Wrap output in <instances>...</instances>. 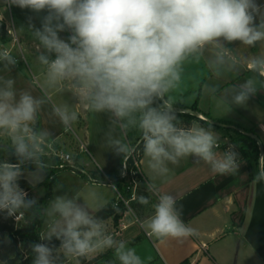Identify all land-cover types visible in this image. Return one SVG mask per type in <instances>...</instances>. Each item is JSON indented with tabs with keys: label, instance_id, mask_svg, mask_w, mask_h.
Wrapping results in <instances>:
<instances>
[{
	"label": "clouds",
	"instance_id": "obj_1",
	"mask_svg": "<svg viewBox=\"0 0 264 264\" xmlns=\"http://www.w3.org/2000/svg\"><path fill=\"white\" fill-rule=\"evenodd\" d=\"M8 7L45 12L40 28L33 35L45 49L38 56L46 66L44 86L67 83L80 104L95 113H111L127 130L137 127L142 135L148 167L167 176L165 161L173 164L179 158L193 156L211 165L219 175L235 173L237 153L216 151L219 147L213 132L200 126L179 128L170 105L153 106L164 101L166 94L181 80L183 64L190 57L200 59L205 46H219L221 40L239 41L252 46L264 40V4L258 0H6ZM30 27H33L31 24ZM61 33H68L62 38ZM228 50L216 53V63L223 64ZM55 54L54 59L50 56ZM10 64L15 60L8 51L2 53ZM234 60V58H233ZM246 67L264 76V58L249 60ZM13 80L0 87V134H6L18 163L0 161V211L12 215L34 201L19 186L20 165L35 161L40 155L47 133L36 132L33 125L41 99L30 93H17ZM236 104L245 103L257 91L252 79L237 85ZM54 112L68 126L77 120V112L67 105ZM118 153L126 156L132 149L117 140ZM262 170L255 180L264 179ZM149 191L158 196L154 214L143 222L146 234L158 240L184 238L193 229L180 218L176 200L171 194H159L156 186ZM147 204L146 197L139 198ZM59 220L50 230L61 240L65 254L87 256L114 248L121 264H144L135 248L106 235L103 222L90 215L74 198L56 197L49 215ZM33 264H53V248L47 244L32 246Z\"/></svg>",
	"mask_w": 264,
	"mask_h": 264
},
{
	"label": "crops",
	"instance_id": "obj_2",
	"mask_svg": "<svg viewBox=\"0 0 264 264\" xmlns=\"http://www.w3.org/2000/svg\"><path fill=\"white\" fill-rule=\"evenodd\" d=\"M6 6V0H0V10ZM16 15L19 20L15 33L17 40L7 43L0 41V56L4 50H8L16 62L10 64L0 58V87L5 86L4 81L11 79L17 98L20 92L25 91L34 98L43 100L34 124L37 125L38 133H47L43 150L61 146V151L67 153L65 147L71 138L76 141L73 132L77 135V131H87L84 123L89 110L80 104L66 82L56 87L44 86L45 67L39 62L38 56L44 53L45 49L33 35V31L41 27L46 13H34L29 9L17 7ZM30 24L33 27H30ZM67 35L68 33H61L62 38ZM223 49L228 50L225 62L216 63V53ZM22 55L27 59V68L23 65ZM54 58L55 54L50 56V59ZM253 58H264V40L252 46L239 41L221 40L219 46L211 45L200 54V59L209 73L199 82L198 88L192 90L191 104L183 103L184 93L177 89L166 94L164 99L170 106L183 111L182 107L190 108L199 97L200 113H197V116L205 119V115H208L227 125L216 131L209 130L220 145L227 142L232 135V132L227 131L228 126L253 129L264 153V76L247 69V62ZM249 79L254 81L257 91L245 103L236 104L234 96L239 91L237 85H243ZM65 88L70 94L61 95L59 91ZM213 99L218 102H213ZM65 105L69 111H76L78 117L68 126H65L54 112L55 108ZM95 116L96 135L95 139L90 141L91 163L94 165H82L78 164L79 161L71 160L77 169L89 177H99L100 182L86 183L106 185L113 189L108 181L116 174L119 158L125 155L116 151L117 146L113 142L119 140L132 149L142 135L137 127H132L129 135H125V140L122 121L111 113H96ZM193 126L203 127L198 123ZM4 135L6 134H0ZM80 141L82 140L78 137L77 142ZM82 145L78 144V150H81ZM216 151L220 154L226 152L222 147ZM260 158L258 160L251 154L237 161L235 173L219 175L212 171L211 165L188 156L179 158L175 164L165 161L169 172L167 176H160L148 167V158L143 153L139 159L140 170L148 184H154L159 194L174 196L180 218L193 229V234L165 240L148 237L142 224L154 214L153 205L158 202L157 194L151 192L153 203L139 213L129 207L111 236L113 235L116 241H124L126 248H135L144 264H264V179L258 182L255 180L262 170ZM248 161L252 166V178ZM47 173L43 167L21 170L18 180H26L33 186L31 195L36 199L43 196L42 182ZM38 190L42 191L35 195ZM113 192L115 197L114 189ZM114 197L103 202L100 196L92 195L87 201L89 204L83 205L92 215L97 211V207L100 209L113 201ZM45 222L46 214L41 230L43 236L51 234L46 232ZM105 223L111 224L112 220L109 219ZM114 256L118 264H121L115 255V249Z\"/></svg>",
	"mask_w": 264,
	"mask_h": 264
},
{
	"label": "trees",
	"instance_id": "obj_3",
	"mask_svg": "<svg viewBox=\"0 0 264 264\" xmlns=\"http://www.w3.org/2000/svg\"><path fill=\"white\" fill-rule=\"evenodd\" d=\"M12 33L7 26L6 21L0 19V41L3 43L12 41ZM264 78V77H262ZM199 97L196 98L195 102L190 108H185L181 112H174L176 119L173 123L179 128H191L193 124L198 123L207 130L216 131L221 129V126L213 123L216 121L210 116L205 115V119L198 117L194 113H200L198 107ZM163 105L162 101H157L153 106ZM189 110L194 113L188 112ZM34 130L37 132V125L33 126ZM130 126L125 130L126 134L129 135ZM242 129V128H241ZM239 130V127H229L228 132H232L228 141L221 144V147L226 152L234 151L237 153L236 162L242 160L246 157H249L251 154L256 156V159L259 160L261 153L264 156L263 148L260 143H258L253 137L249 134H255L253 129H243ZM139 144L136 146L135 152H139L140 156L144 153V145L142 141V136L139 140ZM13 147H10L6 143L0 141V161L7 160L12 163H18L17 157L13 155ZM126 155H123L119 158L116 166V174L113 175L110 180L114 181L118 187L121 189L125 197L130 196V192L126 191L124 184L125 180L120 179V172L122 168V161ZM129 164L131 167H134L133 157L130 156ZM250 176L252 178V166L250 161H248ZM38 167H43L47 170V175L44 178L42 185H44L46 192L45 195L39 198H33L31 191L33 186L26 180H18L19 186L27 193V199H30L33 204L27 208H20L16 210L12 215H8L6 211H0V262L4 264H33L36 253L33 251L32 246L35 244H47L49 247L53 248L54 252L61 248V240L57 239L55 236H52V239L49 240L47 236L42 235V226L45 219L46 209L53 199V187L57 181L56 176L59 172L64 169H71L80 173L83 177L91 181L92 177H89L79 169L70 165L69 163L63 161L58 156H47L40 155L39 165L35 161H25L20 165L21 170H35ZM138 185L136 189V198L130 201L129 205L137 213L148 208L150 204L153 203L152 193L149 191L148 182L145 179L142 172L137 173ZM93 178L99 179V177L93 176ZM103 180V179H101ZM144 196L148 199L147 204H141L139 198ZM128 210V207L124 203L119 202L118 205L114 204V201L108 202L98 209L92 216L102 221L103 224L109 219L112 220V225L117 227L119 221L123 218L124 213ZM17 214H22V220L16 221L15 216ZM113 237V235H112ZM114 238V237H113ZM62 249V248H61ZM52 255V259H53ZM79 261L83 264H98L99 262L105 264H118L114 256V248H107L104 252L99 253L97 256L88 260L85 256L77 257ZM66 260V257L61 255L53 259V264H63Z\"/></svg>",
	"mask_w": 264,
	"mask_h": 264
},
{
	"label": "rangeland",
	"instance_id": "obj_4",
	"mask_svg": "<svg viewBox=\"0 0 264 264\" xmlns=\"http://www.w3.org/2000/svg\"><path fill=\"white\" fill-rule=\"evenodd\" d=\"M261 2H264V0H258V3H261ZM16 10H17V7H15V6H12V7L6 6L4 8L2 7V9L0 10V19H3L4 21H6L7 26L9 27V29L12 33V37H13L12 42H13L15 33H17V30L19 27V20H18L17 15H16ZM210 46L211 45H207V46H205L204 49L209 48ZM53 55L54 54H52V56ZM21 58H22L23 65L27 68V66H28L27 62H26L27 59L25 60V57H23V55L21 56ZM44 67H45L44 71L46 72V66H44ZM208 73H209V70L206 68V65L204 63H202L201 59H199V61L197 62L195 57H190L187 61L184 62L183 71L181 72V80L175 88L177 90H181V92L184 93L183 103L188 104V105L191 104V102H192L191 98H193L192 90L198 88L199 82L201 80H203L207 76ZM59 92L61 95L70 94V91L66 88L59 91ZM216 100L213 99L212 101L214 102ZM217 102L218 101H216V103ZM95 114H96L95 112H92L90 110L87 111V117H86L85 123H84L87 131H85V132H81V131L78 132L77 131V135L74 134V132H73V135L75 136L76 141L74 138H71L68 146L65 147V150H67L66 152L71 156V159L73 161H79L78 164L85 165L87 163L88 165L89 164L94 165V163H91L92 156H91L90 141H93L95 139V135H96L95 130L97 128H96L95 122H97V121H96ZM125 135H126V132L123 129V138L126 140ZM78 137L82 141L77 142ZM129 139H130V136H129ZM0 141L3 143H6L10 147H12L10 138L7 135L0 136ZM81 142L83 145L81 144ZM78 144L82 145L81 150L80 149L78 150ZM61 148H63V147L60 146L58 148H53L52 150H49V149L43 150L42 154L47 155V156H55L53 152L54 151H60ZM75 168H77V167L75 166ZM56 179H57V181L53 187V199L49 203V205L46 209V212H45V214H46V222H45L46 223V232H50L51 228L55 225L56 221L59 220L58 214L49 215L51 203L56 197L64 196L67 198H74L77 200L78 203H80L82 205L83 204H89V202H87V201H89V196H92V195L100 196V198H102V200H104L103 202H107V200L114 197L113 189L110 186L107 187L106 185L105 186H101V185L99 186V185H93L91 183L90 184L86 183V182H90V181L88 179H86L85 177H83L80 173H78L74 170H71V169L62 170L61 172H59L57 174ZM86 180H88V181H86ZM84 181H85V183H84ZM85 184H87V185H85ZM41 189H43V191H44L43 195H45L46 189H45L44 185H42ZM41 191L42 190L36 191L35 195L40 194ZM98 208L99 207H97L96 210H98ZM15 219H16V221H21L22 217H18V218L15 217ZM103 225H104V231H105L106 235H111L112 233H115V231L117 230V227H114L112 225V223L111 224L110 223L109 224L104 223ZM105 250L106 249H104L101 252L89 254L85 257H86V259L90 260L93 257L97 256L99 253L104 252ZM61 255L66 257V260L63 264H83L79 261V259L76 256L65 254L64 250L61 248L54 252L53 259H55ZM0 264H4V263L0 262ZM98 264H105V263L99 262Z\"/></svg>",
	"mask_w": 264,
	"mask_h": 264
},
{
	"label": "built area",
	"instance_id": "obj_5",
	"mask_svg": "<svg viewBox=\"0 0 264 264\" xmlns=\"http://www.w3.org/2000/svg\"><path fill=\"white\" fill-rule=\"evenodd\" d=\"M13 40L14 41L17 40L16 36H14ZM4 51H8V50H4ZM139 142L140 141H138L136 143V145L132 148L131 154L124 157V159L122 161L121 172H120V179L125 180L124 187H125L126 191L130 192V196L125 197L123 192L121 191V189L118 187V185L114 181H112V180L108 181V183L113 187V189L115 191V197L113 199L115 205H118L119 202H122V203H124V205H126L129 208L130 207V205H129L130 201L134 200L137 196V194H136V189H137V185H138L137 173L138 172L141 173V170H140L139 152H135V150H136V146L139 144ZM218 145H219L218 148H220L221 145L219 143H218ZM53 153L55 156H58L63 161H65V162H67L70 165L75 167V165L71 161V156L68 153H64L61 150L60 151H54ZM130 156L133 157L134 167L133 166L131 167L130 165H128L129 164L128 159ZM91 181L92 182H100L98 179L93 178V177L91 178ZM15 217L16 218L22 217V214H17Z\"/></svg>",
	"mask_w": 264,
	"mask_h": 264
},
{
	"label": "water",
	"instance_id": "obj_6",
	"mask_svg": "<svg viewBox=\"0 0 264 264\" xmlns=\"http://www.w3.org/2000/svg\"><path fill=\"white\" fill-rule=\"evenodd\" d=\"M162 103H163V105H169V104L165 101V99H164V101H162ZM171 109H172L173 112H181V111H182V110L177 109V108H174V107H172V106H171ZM187 111H188V110H187ZM188 112L194 113V112L191 111V110H189ZM194 114L197 115V113H194ZM213 123H215V124H217V125H219V126H221V127H225V126H227V125L222 124V123L217 122V121H213ZM228 127H230V126H228ZM239 130L244 132V130L241 129V128H239ZM249 135H250L251 137H253L258 143H260L259 138H258L257 135H255V134H251V133H250Z\"/></svg>",
	"mask_w": 264,
	"mask_h": 264
}]
</instances>
